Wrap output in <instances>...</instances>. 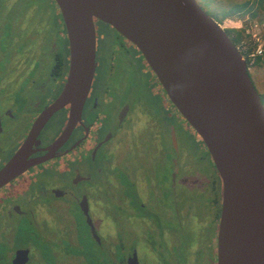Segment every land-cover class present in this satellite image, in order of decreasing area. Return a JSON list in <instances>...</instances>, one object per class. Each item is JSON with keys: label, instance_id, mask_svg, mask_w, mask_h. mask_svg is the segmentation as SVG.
Wrapping results in <instances>:
<instances>
[{"label": "flooded vegetation", "instance_id": "flooded-vegetation-1", "mask_svg": "<svg viewBox=\"0 0 264 264\" xmlns=\"http://www.w3.org/2000/svg\"><path fill=\"white\" fill-rule=\"evenodd\" d=\"M36 1L0 0V171L69 78L61 9L51 0L53 26L38 24ZM95 26L96 72L81 119L54 146L72 105L55 111L29 153L47 158L0 188V264H218L223 181L204 141L139 48L111 25ZM133 70L135 80L147 78L152 98L134 102ZM181 136L189 148L203 143L199 157L212 167L204 190L201 176L181 173ZM193 184L205 197L201 209L193 199L181 204L182 187Z\"/></svg>", "mask_w": 264, "mask_h": 264}, {"label": "water", "instance_id": "water-1", "mask_svg": "<svg viewBox=\"0 0 264 264\" xmlns=\"http://www.w3.org/2000/svg\"><path fill=\"white\" fill-rule=\"evenodd\" d=\"M56 2L70 39L68 82L0 171V188L47 158L29 159V153L55 111L72 105L68 128L54 146L81 119L96 72L98 19L139 48L213 159L223 181L218 264H264V103L228 30L198 0Z\"/></svg>", "mask_w": 264, "mask_h": 264}, {"label": "rangeland", "instance_id": "rangeland-1", "mask_svg": "<svg viewBox=\"0 0 264 264\" xmlns=\"http://www.w3.org/2000/svg\"><path fill=\"white\" fill-rule=\"evenodd\" d=\"M198 1L201 4V6L206 10V12L210 16H212L214 20L220 22L222 26L227 30L228 29L243 30L242 31L243 38L240 41V43H238L240 46L241 43L244 42V44H246L252 50L253 49L258 50L259 47L263 48V51L258 54L260 55L262 60L258 61L257 57L254 58L251 57L252 59L251 58L249 59L248 65H249L250 75L251 77L253 76L252 79L254 81V84L257 90L259 91L264 103V98H263L264 96V1L263 3L259 4L258 2H256V0H224L225 5L226 3H234V2L244 5V3L249 2L250 4H247L248 6L249 5L254 6L253 11L255 12V16L252 17L251 12L246 13L242 16L236 14L232 17H227L223 22L216 14V11L218 12V14H220L219 6H218L219 4L215 2L216 0H198ZM50 3H52L51 0H42L40 1V3L36 1L35 8L36 10H38V15L35 21L36 22L39 21L38 24L43 21H46L49 27L53 26L52 25L53 21H49V17H48L50 15V13H48L49 7L51 8ZM24 5L26 7H31L33 4H24ZM225 5L222 4L221 7ZM31 17L33 18V15ZM135 73L136 71L133 70L132 90H133L134 102H136V100L141 101L152 98L151 96L152 91L150 92L151 89L147 85L149 84L147 78H145L144 75L140 74L139 76H142L143 80H135L136 79ZM166 143H167V139H164L163 137L162 145H165ZM180 144H181L183 162H184V166H182L181 173L183 174L193 173L194 175L197 174L198 176H201V178L206 182L204 184V188H203L204 190L205 187L207 186V179L210 180L211 178L212 171H209L211 167L209 160L204 157H199L200 154H202L201 156H204V154L201 153V147L203 144L202 141L198 139V150L196 147L189 148L187 141L184 140L183 136H181ZM206 155L207 157L210 158L208 153ZM195 158H199V159L196 160ZM135 163L136 162L134 160L133 164ZM164 163L165 162L163 161L159 163L158 165L159 173H161L166 167ZM163 184L164 183L159 180V183L156 185V189H160L163 186ZM195 190H196L195 184H193L190 188L187 189L183 186L180 192L181 193L180 198H182L181 204H183V202H186L187 200L193 199L196 201L197 208L201 209L202 206H205L204 205L205 203L203 201L205 197L202 196L201 194L197 195V193H195ZM152 204L153 205L155 204L156 208H161L159 199L155 198L154 200H152Z\"/></svg>", "mask_w": 264, "mask_h": 264}, {"label": "trees", "instance_id": "trees-1", "mask_svg": "<svg viewBox=\"0 0 264 264\" xmlns=\"http://www.w3.org/2000/svg\"><path fill=\"white\" fill-rule=\"evenodd\" d=\"M264 0H256V2H258L259 4L263 3ZM217 4H219V11L220 14H218V12L216 11L217 16L220 18V20L223 22L227 17H232L234 15H244L246 13H250L251 12V16L254 17L255 16V12L253 11L254 6L252 5H247L250 4L249 2L240 4V3H226L225 5V1L223 0H216L215 1ZM224 4L225 6L221 5ZM229 9H228V7ZM218 10V8H217ZM243 30H238V29H228V32L231 35V38L234 40V42H236V44L240 43V41L243 38ZM257 60L260 61L262 60V58L260 57V55L257 56ZM264 98V96H263Z\"/></svg>", "mask_w": 264, "mask_h": 264}, {"label": "built area", "instance_id": "built-area-1", "mask_svg": "<svg viewBox=\"0 0 264 264\" xmlns=\"http://www.w3.org/2000/svg\"><path fill=\"white\" fill-rule=\"evenodd\" d=\"M238 48L240 49V51L243 53L244 57L246 58L247 62H249V59L251 57H257L259 53H261L263 51V48L259 47L258 50H252L250 49L246 44H244V42L241 43V46L239 44ZM249 67V65H248Z\"/></svg>", "mask_w": 264, "mask_h": 264}, {"label": "bare ground", "instance_id": "bare-ground-1", "mask_svg": "<svg viewBox=\"0 0 264 264\" xmlns=\"http://www.w3.org/2000/svg\"><path fill=\"white\" fill-rule=\"evenodd\" d=\"M241 31V30H240ZM134 44V43H133ZM140 51V50H139ZM262 55V54H261ZM252 59V58H251ZM253 61V60H252ZM257 61V60H256ZM255 62V61H254ZM253 63V62H252ZM250 64V63H249ZM254 64V63H253ZM252 64V66H253ZM251 67V66H250ZM252 68V67H251ZM254 68V67H253ZM253 77V76H252ZM161 83V82H160ZM162 84V83H161ZM165 90V89H164Z\"/></svg>", "mask_w": 264, "mask_h": 264}]
</instances>
